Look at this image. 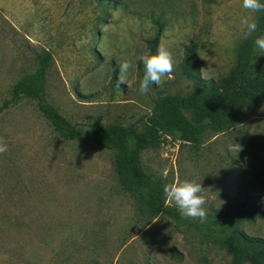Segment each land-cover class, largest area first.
<instances>
[{
  "label": "rangeland",
  "instance_id": "1",
  "mask_svg": "<svg viewBox=\"0 0 264 264\" xmlns=\"http://www.w3.org/2000/svg\"><path fill=\"white\" fill-rule=\"evenodd\" d=\"M260 18L242 0H0V108L49 54L46 100L80 130L74 140L60 138L27 99L0 111L7 148L0 153V264H230L210 219L234 194L264 196V98L243 106L234 127L207 133L198 148L162 136L140 153L146 174L163 186L201 183L203 223L166 202L170 214H142L118 182L115 152L95 144L90 125L100 120L142 132L158 93L192 92L179 70L190 41L201 69L209 68L203 79L219 81L247 40L241 21L256 22L258 31ZM157 30L174 71L142 94L138 58L148 55ZM125 60L135 67L120 84ZM233 143L243 150L229 152ZM242 230L264 238V217Z\"/></svg>",
  "mask_w": 264,
  "mask_h": 264
},
{
  "label": "trees",
  "instance_id": "2",
  "mask_svg": "<svg viewBox=\"0 0 264 264\" xmlns=\"http://www.w3.org/2000/svg\"><path fill=\"white\" fill-rule=\"evenodd\" d=\"M262 35L264 12H261L257 33L239 46L236 66L219 81L201 77L198 46L190 41L184 47L179 70L191 82L192 92L185 96L158 93L142 132L135 125H105L100 120L90 125L95 144L115 152L118 182L124 191L136 198L142 214H170L163 195L164 186L143 169L140 153L144 149L157 143L162 136L177 137L181 142L198 148L207 133H220L234 127L243 106L264 98V53L254 48V40ZM159 40L160 30H157L147 43L148 55L156 54ZM50 59L49 54L42 56L37 70L13 86L10 98L0 111L22 99L35 101L38 111L57 135L65 140H74L80 130L46 100V73ZM137 71L142 80V63L137 65ZM116 76L114 69L111 76L113 85H117ZM260 217H264V196L234 194L227 206L210 219L209 232L230 256V264H264V238L250 236L242 230L243 224L253 223Z\"/></svg>",
  "mask_w": 264,
  "mask_h": 264
},
{
  "label": "clouds",
  "instance_id": "3",
  "mask_svg": "<svg viewBox=\"0 0 264 264\" xmlns=\"http://www.w3.org/2000/svg\"><path fill=\"white\" fill-rule=\"evenodd\" d=\"M242 7L251 13L264 12V3L260 0H242ZM244 26L242 29L243 38L248 39L253 33L257 31V23L250 22L248 19L241 21ZM254 48L259 52L264 53V35L257 37L254 40ZM144 66V75L139 83L140 92L146 93L149 90V85H159L163 77H172L174 71L175 60L171 51L160 46L157 48L154 55H142L138 58ZM119 67V83L125 84L128 76L131 74L130 70L134 69V65L129 61H122ZM209 71L201 69V76ZM7 150L6 145L0 142V153ZM229 152L236 154L243 150L242 145L233 143L228 147ZM201 183L185 180L183 182H174L164 186L163 195L166 203H172L176 206L182 218L199 220L203 223L207 218V212L204 208L206 203L202 192Z\"/></svg>",
  "mask_w": 264,
  "mask_h": 264
}]
</instances>
